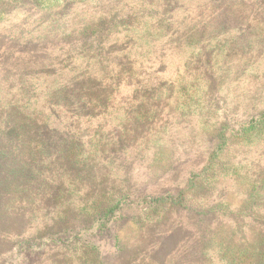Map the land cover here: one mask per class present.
I'll use <instances>...</instances> for the list:
<instances>
[{
    "label": "trees",
    "instance_id": "1",
    "mask_svg": "<svg viewBox=\"0 0 264 264\" xmlns=\"http://www.w3.org/2000/svg\"><path fill=\"white\" fill-rule=\"evenodd\" d=\"M81 3H73L77 5H73L74 19L65 20L62 26L48 27L49 34L60 35L61 38H55V41L51 39L56 35L43 39L46 31L36 39L22 38L15 46H10L14 36L5 38L7 33H0V81L5 80L3 84H6L0 88L3 96L9 95L4 90L12 89L22 94L15 84L13 88L9 87L12 82L18 85L14 78L16 74L10 73L12 68L7 67L11 62L23 57L25 61L36 64L57 59L62 66L56 71L38 73L59 80L58 84L56 81L47 83L44 109L48 113L45 116L38 114L31 104L20 106L16 100L0 98V108L4 112L0 118V132L8 130L9 123L17 129L30 128L26 136L21 133V138L28 141V146L22 150L24 156L19 149L10 151L0 147L1 170L7 171L11 164L14 165L10 163L13 157H21L14 161H19L22 166L29 165L32 159H54L56 163L46 167V177L53 179L58 166L62 165L60 163L66 165L68 155L75 152L76 158L84 164L99 162L92 166L97 167L94 176L97 175L98 186L106 183L107 176L103 180L98 175L109 155H113L107 148H117L122 144L126 152H130L136 145H148L157 139L160 145L174 143L178 133L170 127L175 126V120L180 126L181 115L172 111L171 106L176 103L175 108H189L190 113L194 101L174 99L173 96H187L189 89L193 90L192 96H212L219 89L213 87V71L220 65L218 59V63L206 71L186 69L181 84L174 87V79L154 77V83L148 69L130 63L134 54L132 45H137L139 51L143 49L145 54L144 49L157 50L166 38L191 31L198 35H212L206 41L224 37L229 44L239 41L242 44L246 40L244 34L264 23V0H89ZM97 11L101 12L98 17ZM202 16L205 20L195 23ZM29 23L23 19L16 26L10 24L8 27L14 30L15 27H27ZM123 26L127 32L125 38L132 42H125L117 48L120 40L113 38L123 32ZM60 27L62 33L58 30ZM137 30L138 33L133 34ZM34 31L43 32V22ZM229 33L237 35L227 38ZM153 34H162L165 39L153 42ZM198 40V44L205 41L203 38ZM197 49L200 52L193 61L203 58V48ZM59 70H63L61 75L56 74ZM67 70L73 74L71 77L65 74ZM153 71L155 74L158 70ZM23 81L20 78L24 91L26 83ZM202 101L205 102L204 99ZM204 109H212L210 101L205 103ZM256 112L255 115H247L248 120L238 122L236 128L226 120L221 126L211 129L207 124L213 122L212 117L189 115V119L200 118L201 122L204 121L205 130H209V133L200 134V139L208 143V152L206 159L202 157V165L190 171L187 183L176 192L98 189L92 186L91 178L83 177L78 178L82 179L80 181H70L68 185L75 190L80 182V190L76 191L79 197L75 202L78 207L82 206L83 213L80 212L77 221H71L65 215L60 222L76 223L72 228L75 232L86 227L85 221L89 223L83 231L86 236L82 235L80 241L81 251L76 255L79 258H73L75 262L71 264H129L122 262L119 255L116 261L108 258L96 242L103 228L109 227L126 208L137 204L151 211L148 226H155L171 214L183 211L196 216L191 219L198 229L202 254L206 255H203L202 263L199 260L194 264H264V109ZM12 116L15 117L13 125ZM29 133L31 139L27 137ZM99 134L96 142L95 137ZM106 141L111 143L104 146ZM52 146H57L56 153L50 149ZM113 152L116 153L115 150ZM197 155L201 159V155ZM40 168L36 173L43 177L44 170ZM225 182L246 184L243 194L236 193L238 203L229 201L226 192L221 190ZM119 249L122 252L123 248ZM140 263L157 264V261L149 257ZM130 264L139 262L132 260Z\"/></svg>",
    "mask_w": 264,
    "mask_h": 264
},
{
    "label": "rangeland",
    "instance_id": "2",
    "mask_svg": "<svg viewBox=\"0 0 264 264\" xmlns=\"http://www.w3.org/2000/svg\"><path fill=\"white\" fill-rule=\"evenodd\" d=\"M83 1L0 0V33H7L5 38L14 36V39L10 40L12 41L10 46H15L22 38L33 37L36 39L40 33L46 32L49 26H62L65 20L74 19L72 15L73 3L82 2L81 4H83L89 0ZM76 6L74 5V7ZM100 14L101 12L97 11L96 16L98 17ZM204 17L202 16L195 23L204 21ZM23 19L30 22L27 27H15L16 30H9L10 24L16 26ZM151 19L155 20V17ZM40 21L43 22V32L34 31L36 26L41 23ZM193 25L191 23L192 27ZM122 29L123 32L113 38L120 40L116 44L117 48H121L125 42H132L125 38L127 32L124 30L126 28L123 26ZM58 30L60 32L61 27ZM49 32L47 31L43 35V39L49 35H56L53 32V34H49ZM137 33L138 30L133 31V34ZM236 35V33H229L227 38ZM209 36L212 35H198L197 33L193 34L192 31L180 32L162 42L161 38L165 39V36L153 34L151 38H155L153 42L161 41L162 47L149 51L144 49L145 54L143 49L139 51L136 48L137 45H132L135 55L132 53L130 63L133 62L136 66L140 64L141 68L148 69L147 73L152 75L153 81L154 77L163 80L174 79V87L181 84L186 69L198 68L206 71L207 68H213L212 66L218 63V60L220 61L219 68H214L213 71V87L214 89L219 88L216 94L192 96L193 90L189 89L187 96H173L174 99L182 98L194 101L190 113L189 108H175L176 103L171 106L172 111L181 115L180 126H177L178 120H175L173 123L175 126L170 127L173 132L178 133L174 143L160 145L157 139L148 145L146 143H142L140 146L136 145L130 152H126V147L122 144L117 148H107L113 155H109L104 169L99 171L98 176L103 180L104 176H107L104 180L106 183L99 184L100 187L97 175L94 176L97 167H92L99 162L92 161L89 164H92L91 166L84 164L81 159L76 158L77 153L75 152L68 155L69 161H66V165L60 163L62 165L58 166L59 170L53 174V179L46 177V167L56 163L53 162L56 161L54 159L50 161L32 159L29 165L22 166L23 164L19 161H14L21 157H13L10 159L12 161L10 163L15 166L11 164L7 171L0 168V252L2 254L0 264H71L74 261L73 258H79L76 255L81 251L80 241L86 236L83 231H86L88 221H85L86 227H80L82 229L76 232L73 231L75 229H72L75 228L76 223L60 222V220H64L65 215H68L71 221H77L80 214L83 213L82 206L78 207V203L75 202L79 197L76 191L80 190V182L75 190L74 187L71 188L68 185L70 181H80L82 179L78 178L83 177L91 178L92 186L98 187V189L113 188L127 191L128 188H134L137 193L167 190L176 192L187 183L190 171L202 165V157L206 159L208 152L206 149L208 143L200 139V134L209 133V130H205L204 121L201 122L197 117L189 119V115L212 117L213 122L207 124L211 129L221 126L226 120H230V126L236 128L238 122L248 120L247 115H255L258 113L256 110L264 109V23H260L256 30L253 28L251 32L244 34L246 40L242 44H240L241 41L229 44L224 41H227L224 37H218L215 41H206ZM55 38L60 39L61 37L57 34L51 40L55 41ZM200 38L205 41L198 44ZM240 39H243V36ZM33 43L35 44V41ZM197 47L203 48V58L193 61L200 52ZM195 49V53L191 54ZM21 60L11 62V66L7 67L12 68L10 73L16 74L14 78L18 83L17 85L12 82L9 87L13 88L12 85L15 84L16 88H20L22 94L12 91L13 89L4 90L9 95L3 96L0 92V98L16 100L20 106L25 103L24 106L31 104L35 106L34 109L38 114L45 116L48 113L44 109L47 101L45 95L47 83L56 81L58 84L59 80L57 77L54 80L40 76L38 73L56 71L62 67L59 65L60 60L52 59L51 62L40 64L30 60L25 61L24 57ZM190 64L192 67H188ZM153 70L158 71L152 74ZM62 73L63 70H59L56 74L61 75ZM66 73L70 77L73 75L68 70L65 71ZM6 74L8 75V73ZM20 78L26 83L24 91L21 88V82H19ZM4 81H0L2 89L1 86L6 85L3 84ZM202 98L205 102L202 101ZM208 101L211 102L212 109L207 111L204 107ZM2 109L0 108V118L4 113ZM13 117L11 118L12 125L15 123V117ZM6 128L8 130L0 132V147L10 151L19 149L18 151L24 156L25 152L22 150L28 146V141L21 138L23 136L21 133L24 132L26 136L30 128L17 129L10 123ZM100 135L95 137L96 142ZM27 137L31 139V133ZM108 141L103 145L111 143ZM50 149L54 150V153L58 150L57 146H52ZM113 150H115V154ZM197 154L201 155V159ZM40 167L44 170L43 177L36 173ZM245 189L244 182L238 184L225 182L221 186V190L227 194V199L233 203L239 202L236 193L243 194ZM142 207L137 204L126 208L118 218L117 216L114 218V222L109 227L103 228L96 243L104 255L112 258L113 261H116L117 255H119L122 257V262L129 264L132 260L141 264L143 259L147 260L149 257L156 260L157 264H194L199 260L202 261L203 255L206 254H202L201 244L198 242V229L193 226L195 222L191 219L196 216L183 211L171 214L155 226H148L147 222L151 218V211H146ZM152 211L155 213L154 210ZM4 232L6 234L3 235ZM93 237L95 236L93 235ZM120 247L123 248L122 252L118 251Z\"/></svg>",
    "mask_w": 264,
    "mask_h": 264
}]
</instances>
